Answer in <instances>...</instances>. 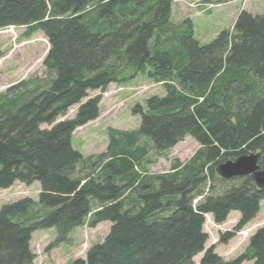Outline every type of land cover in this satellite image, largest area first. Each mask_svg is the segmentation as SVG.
Segmentation results:
<instances>
[{
    "label": "trees",
    "instance_id": "trees-1",
    "mask_svg": "<svg viewBox=\"0 0 264 264\" xmlns=\"http://www.w3.org/2000/svg\"><path fill=\"white\" fill-rule=\"evenodd\" d=\"M173 2L0 0V30L40 31L50 44L49 79L22 80L0 95V189L41 184L38 201L25 197L1 207L0 264H33L38 230L55 228L59 244L77 228L107 221L104 240L70 264H197L200 253L199 264H264V226L232 260L214 245L205 250L204 230L207 214L223 224L239 211L234 230L220 236L226 244L264 200L251 176L223 179L216 172L252 152L261 153L264 170V13L241 10L232 29L202 45L189 20L186 29H172ZM169 29L175 38L166 42ZM142 74L165 94L133 106L139 130H109L111 150L97 169L72 144L76 129L99 117L101 97L89 93ZM76 105L72 119L59 121ZM187 136L200 144L191 158L137 180L149 151L167 152ZM140 139L145 143L136 147ZM85 164L90 170L82 174ZM215 180L229 186L221 190Z\"/></svg>",
    "mask_w": 264,
    "mask_h": 264
},
{
    "label": "rangeland",
    "instance_id": "rangeland-1",
    "mask_svg": "<svg viewBox=\"0 0 264 264\" xmlns=\"http://www.w3.org/2000/svg\"><path fill=\"white\" fill-rule=\"evenodd\" d=\"M208 2V3H205ZM229 2V4L227 3ZM203 9H200V8ZM250 9L257 14L264 13V0H174L172 4L171 25L172 29L180 31L188 27L189 20L193 25L194 37L205 45L210 43L222 30L233 28L232 13L237 10ZM172 29L166 34V42L175 38ZM50 44L46 36L37 31L31 36H26L25 27H10L0 30V95L7 89L22 80L40 78L49 79V74L44 66ZM147 75H139L135 80L126 85L112 83L101 92L91 91L90 97L100 95L99 117L87 125H84L73 134L72 144L74 149L80 151L85 157L94 161L93 166L100 167V155L111 150L110 129H117L127 133L139 130L141 117L133 114V106L144 105L146 99L153 95H164L163 86L157 84ZM124 86V87H123ZM79 105L72 107L65 117L59 121L72 119ZM42 128H50L49 125H42ZM146 142L152 145L148 137H144ZM143 139L137 142L136 147H141L145 143ZM200 144L191 136H187L183 141L164 153L149 151L148 155L137 166L140 174L137 180L143 177H150L155 174L169 172L174 160L187 161L199 149ZM136 150V149H135ZM107 159V158H104ZM83 172L87 173L90 168L79 166ZM215 185L224 190L229 185H225L219 180H215ZM214 184V183H213ZM40 182L36 181L31 186L16 183L9 189H0V210L4 204L15 202L21 198H31L39 200ZM211 183L208 181L205 194L210 193ZM198 197L195 201H199ZM241 218L239 211H232L228 219L223 224H217L211 214L206 215L204 230L209 235L205 249L215 246V251L224 259L232 260L243 253L250 237L257 229L264 225V200L261 201V209L256 218L248 223L242 230L236 233L235 237L228 243H220L221 234L234 230ZM110 222H100L96 227L90 228L88 225L73 230L67 241L56 244L58 231L55 228L42 229L34 232L31 249L35 254L33 264H70L77 258H86L88 249L95 243L102 242L109 233ZM204 253L197 255L194 260L199 264ZM243 264H252L244 262Z\"/></svg>",
    "mask_w": 264,
    "mask_h": 264
},
{
    "label": "water",
    "instance_id": "water-1",
    "mask_svg": "<svg viewBox=\"0 0 264 264\" xmlns=\"http://www.w3.org/2000/svg\"><path fill=\"white\" fill-rule=\"evenodd\" d=\"M261 153L241 155L216 167L217 174L223 179L251 176L258 188H264V170L259 165Z\"/></svg>",
    "mask_w": 264,
    "mask_h": 264
},
{
    "label": "crops",
    "instance_id": "crops-1",
    "mask_svg": "<svg viewBox=\"0 0 264 264\" xmlns=\"http://www.w3.org/2000/svg\"><path fill=\"white\" fill-rule=\"evenodd\" d=\"M227 3L229 4V2H227ZM200 9H203V8L201 7ZM242 10H247V11L253 13V14H257L256 12L250 10L249 8H248V9H243V8H242ZM240 11H241V9H240V10H237V9H236V14H235V12L232 13V15L234 14V15H233V19H234L233 22L235 21L237 15L240 13ZM92 123H93V122H92ZM18 183H19V182H18ZM15 184H16V183H15ZM23 185H25V184H23Z\"/></svg>",
    "mask_w": 264,
    "mask_h": 264
},
{
    "label": "built area",
    "instance_id": "built-area-1",
    "mask_svg": "<svg viewBox=\"0 0 264 264\" xmlns=\"http://www.w3.org/2000/svg\"><path fill=\"white\" fill-rule=\"evenodd\" d=\"M124 87V86H123Z\"/></svg>",
    "mask_w": 264,
    "mask_h": 264
}]
</instances>
